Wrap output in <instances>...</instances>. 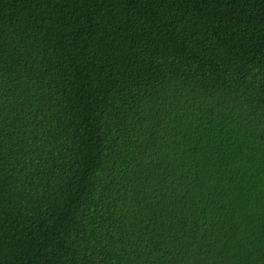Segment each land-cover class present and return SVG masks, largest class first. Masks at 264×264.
I'll use <instances>...</instances> for the list:
<instances>
[{
  "label": "trees",
  "instance_id": "trees-1",
  "mask_svg": "<svg viewBox=\"0 0 264 264\" xmlns=\"http://www.w3.org/2000/svg\"><path fill=\"white\" fill-rule=\"evenodd\" d=\"M0 264H264V0H0Z\"/></svg>",
  "mask_w": 264,
  "mask_h": 264
}]
</instances>
